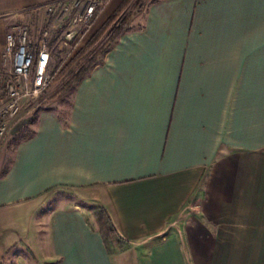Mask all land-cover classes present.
Returning a JSON list of instances; mask_svg holds the SVG:
<instances>
[{
	"label": "crops",
	"instance_id": "1",
	"mask_svg": "<svg viewBox=\"0 0 264 264\" xmlns=\"http://www.w3.org/2000/svg\"><path fill=\"white\" fill-rule=\"evenodd\" d=\"M56 1L0 0V70L13 19ZM137 25L0 172V264H264V0H149Z\"/></svg>",
	"mask_w": 264,
	"mask_h": 264
},
{
	"label": "built area",
	"instance_id": "2",
	"mask_svg": "<svg viewBox=\"0 0 264 264\" xmlns=\"http://www.w3.org/2000/svg\"><path fill=\"white\" fill-rule=\"evenodd\" d=\"M106 1L59 0L40 7L48 15H57L60 24L55 35L45 31L34 40L25 26L13 27L6 33L4 66L0 70V144L25 105L41 100L48 93L57 74L52 67L53 41L61 42L59 51L72 41L77 42Z\"/></svg>",
	"mask_w": 264,
	"mask_h": 264
},
{
	"label": "rangeland",
	"instance_id": "3",
	"mask_svg": "<svg viewBox=\"0 0 264 264\" xmlns=\"http://www.w3.org/2000/svg\"><path fill=\"white\" fill-rule=\"evenodd\" d=\"M149 0H126V5L117 13L112 22L102 25L99 29L93 30L91 26L88 31L77 42L72 41L67 47L63 46L62 50H58L59 39L54 40L52 44L53 62L52 67L59 71L60 76L56 75L48 93L32 104H27L23 108L19 117L13 121L8 129V133L0 144V172L4 171L12 158L16 145L31 136L34 131L37 117L40 112L45 110L55 111L61 116H66L71 107L73 90L62 93L63 83L81 66L85 61L90 59L96 52L107 46H112L111 29L123 18L127 17V28L131 21L135 20L137 26H141L145 6ZM140 23V24H139ZM59 20L57 15H48L43 8L35 9L30 12L22 13L13 19L9 31L16 26H25L28 28L32 39L37 40L45 31L50 35L58 33ZM93 25V24H92ZM105 55H103L104 57ZM98 58L97 62L102 58ZM95 66H93L94 68ZM56 71V73H57ZM98 221V218H101ZM93 222L99 229L101 226L102 233L107 242L110 252H119L126 248V244L115 234L108 232V225L102 216V211L96 209L93 213Z\"/></svg>",
	"mask_w": 264,
	"mask_h": 264
},
{
	"label": "trees",
	"instance_id": "4",
	"mask_svg": "<svg viewBox=\"0 0 264 264\" xmlns=\"http://www.w3.org/2000/svg\"><path fill=\"white\" fill-rule=\"evenodd\" d=\"M125 5H126V1L123 3V5L120 7V9H118V11L116 13H114L110 17H108V19L106 20V22L107 23L112 22L113 19L116 17L117 13H119L120 11H122V9L125 7ZM106 22H105V24H106ZM126 30H127V17H123L111 29V34H110L111 35V40L110 41L113 43L112 46L114 45V43L116 42V40L118 39V37L122 33H124ZM112 46H107V47H105L103 49H100L98 52H96L94 54V56H92L90 59H88L87 61H85L81 66H79V68L76 70V72H74L63 83L62 88H61V92L62 93H67V92H69L71 90H74V88L76 87V85L89 73V71L93 68V66H96V65L100 64V63L97 62V59L103 57V55H105L112 48ZM54 68H56V67H54ZM61 71H62L61 69L59 71H57V74L56 75L60 76ZM102 216H103V218H105L106 223L108 224V225H106L108 227V232L117 235L116 232H115V230H114V228H113V226L111 225V223H110V221H109V219L106 216V214H105L104 211H102ZM101 219H102V217L101 218H98V221L100 222ZM101 226H103V224ZM101 226L99 228V232H100V234H101V236H102V238L104 240V244L106 245L107 250L110 251L108 249L107 242H106V240L104 238V235L102 233Z\"/></svg>",
	"mask_w": 264,
	"mask_h": 264
}]
</instances>
